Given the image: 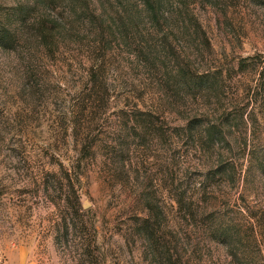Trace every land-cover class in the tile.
<instances>
[{
  "label": "rangeland",
  "instance_id": "374dc122",
  "mask_svg": "<svg viewBox=\"0 0 264 264\" xmlns=\"http://www.w3.org/2000/svg\"><path fill=\"white\" fill-rule=\"evenodd\" d=\"M156 5L0 0V264H264V0Z\"/></svg>",
  "mask_w": 264,
  "mask_h": 264
},
{
  "label": "trees",
  "instance_id": "16d2710c",
  "mask_svg": "<svg viewBox=\"0 0 264 264\" xmlns=\"http://www.w3.org/2000/svg\"><path fill=\"white\" fill-rule=\"evenodd\" d=\"M141 5H143V11H145V15L147 20L150 23H153L157 20V17L159 14V7L156 5V0H139ZM21 5V4H20ZM19 7V6H18ZM25 13H23L22 9L14 8V20H16V23H21ZM11 35H13L8 29H0V42L8 43L10 42ZM17 37L14 32V42H16Z\"/></svg>",
  "mask_w": 264,
  "mask_h": 264
}]
</instances>
